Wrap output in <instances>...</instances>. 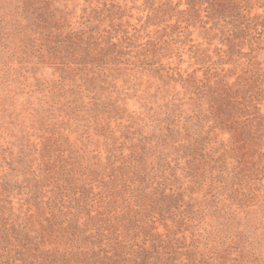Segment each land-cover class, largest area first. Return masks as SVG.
Wrapping results in <instances>:
<instances>
[{"label":"trees","instance_id":"obj_1","mask_svg":"<svg viewBox=\"0 0 264 264\" xmlns=\"http://www.w3.org/2000/svg\"><path fill=\"white\" fill-rule=\"evenodd\" d=\"M28 1L0 264H264V0Z\"/></svg>","mask_w":264,"mask_h":264},{"label":"rangeland","instance_id":"obj_2","mask_svg":"<svg viewBox=\"0 0 264 264\" xmlns=\"http://www.w3.org/2000/svg\"><path fill=\"white\" fill-rule=\"evenodd\" d=\"M65 1L56 3L62 6ZM69 2L73 8L74 3ZM31 5L28 0H0V132L7 139H14L25 126L35 134L39 132V114L49 107L50 93L43 78H48L51 69L42 68L34 52L28 56L24 52L29 21L26 11L33 10H27Z\"/></svg>","mask_w":264,"mask_h":264}]
</instances>
